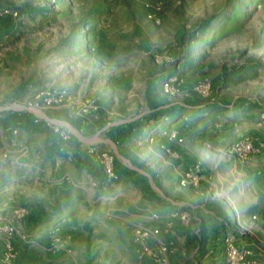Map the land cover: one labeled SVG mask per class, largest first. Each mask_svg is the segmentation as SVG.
I'll use <instances>...</instances> for the list:
<instances>
[{
	"label": "rangeland",
	"instance_id": "obj_1",
	"mask_svg": "<svg viewBox=\"0 0 264 264\" xmlns=\"http://www.w3.org/2000/svg\"><path fill=\"white\" fill-rule=\"evenodd\" d=\"M6 10L12 15L2 16ZM46 99L53 101L49 108ZM158 105L177 112L172 123L181 120L172 130L177 136H167L170 168L150 169L165 197L205 208L212 231L233 229L207 241L217 259L189 257L165 232L175 220L168 221L166 236L156 240L175 241L170 264H228V238L264 264V0H0V264L82 262L59 234L46 239L44 230H32L43 214L42 180L26 179L48 166L45 142L53 127L69 134L64 142L71 137L48 112L67 109L92 120L103 107L108 128L123 113L156 126L160 118L146 110ZM191 108L203 110L206 127H194ZM28 114V128L9 121ZM158 134L153 130L150 139ZM192 163L201 167L198 184L182 186ZM122 179L121 187L130 188ZM182 212L193 224L196 214Z\"/></svg>",
	"mask_w": 264,
	"mask_h": 264
},
{
	"label": "crops",
	"instance_id": "obj_2",
	"mask_svg": "<svg viewBox=\"0 0 264 264\" xmlns=\"http://www.w3.org/2000/svg\"><path fill=\"white\" fill-rule=\"evenodd\" d=\"M132 111L135 113V107ZM169 111H173V108L166 105L147 108L146 112L153 119L160 118L156 126H149L144 123L146 120L136 114L127 116L123 113L108 128L103 123V107H99L92 120L73 118L67 109L50 110L46 116L57 120L61 128L70 132L71 137L70 141L64 142L58 134L50 131L51 135L45 142L49 155L48 166L36 170V179H26V183L42 180L38 191L42 199L38 204L43 214L36 220L39 226L32 230H44L46 239L59 234V240L68 244L72 255L82 256L81 264H148L136 256L133 244L134 228H154L152 241L155 242L156 238L166 236L163 228L172 220L173 212L188 210L196 214L193 224L186 226L178 220L173 221L172 238L182 242L181 248L189 257L203 254L208 257L213 254L211 259H217L213 258L217 253L213 251V247L210 248L211 242L207 241L222 240L226 233L233 234V229L225 228V233L216 229L212 231L205 208L194 202L174 201L165 197L160 187L161 181L157 179L159 174L150 170L153 169L151 165L157 166V170H165L171 165L168 156L164 154L165 150H174L167 136L181 120L172 123L171 118L177 112L169 114ZM187 112L194 121V127L198 124L206 127V117L201 114L203 110L191 108ZM29 115L32 120V115ZM29 125L31 121L20 127L28 128ZM153 130L160 133L155 142L152 137L150 139ZM41 131L47 132L46 129ZM64 147L66 151L63 150ZM90 147L95 153L87 149ZM156 147H159L157 151ZM101 149H112L117 155L115 171L118 170L119 176L112 182L106 181L98 164L97 152ZM147 149L151 157L147 154L144 158L141 150ZM194 164L187 166V171ZM117 166L119 169L116 170ZM151 175L155 176L156 185L149 178ZM123 177H126L130 188L121 187ZM72 191L74 198L71 196ZM156 213L159 219L152 220L151 215ZM216 218L211 217V222H216ZM219 249L217 246L214 248ZM178 256L180 254L172 262Z\"/></svg>",
	"mask_w": 264,
	"mask_h": 264
},
{
	"label": "built area",
	"instance_id": "obj_3",
	"mask_svg": "<svg viewBox=\"0 0 264 264\" xmlns=\"http://www.w3.org/2000/svg\"><path fill=\"white\" fill-rule=\"evenodd\" d=\"M16 15V13H14ZM2 16H11L12 13L9 11H3L1 14ZM156 22L159 21L156 14L152 15L151 17ZM57 102V101H55ZM53 104L51 100H45V105L49 108ZM46 124L48 126L51 125V121L49 118H45ZM53 133L58 134L59 138L62 140H68L69 134L61 130L59 127H53ZM171 138L176 137L177 133L172 132L170 133ZM91 153H95L94 149L89 150ZM97 161L101 170L105 175V179L108 182H112L116 178V171H115V155L113 152L104 150L101 152H97ZM201 172V167L199 164H194L191 169H189L184 176L182 177L180 183L182 186L190 185L197 186L198 184V174ZM152 220H158L159 215L152 214ZM171 219L180 221L183 225H190L191 223V216L190 214L182 211H176L171 214ZM173 224L169 222L166 225L165 232L169 235L172 233ZM133 244L135 252L143 259L150 261L153 264H170L169 257L174 252L175 249V241H164L161 239H157L155 242V246L151 245V241L154 235V228L152 227H145L139 226L134 228L133 232ZM226 256H227V263L228 264H236V262H242V264H256L254 263L253 253L250 250L241 251L233 241V238H228L226 244Z\"/></svg>",
	"mask_w": 264,
	"mask_h": 264
},
{
	"label": "trees",
	"instance_id": "obj_4",
	"mask_svg": "<svg viewBox=\"0 0 264 264\" xmlns=\"http://www.w3.org/2000/svg\"><path fill=\"white\" fill-rule=\"evenodd\" d=\"M25 88L26 85H20V88ZM30 115L28 114L27 116H23V117H14V116H9V121L14 125V126H20V125H23L25 124H28L30 123L31 119L29 117Z\"/></svg>",
	"mask_w": 264,
	"mask_h": 264
}]
</instances>
